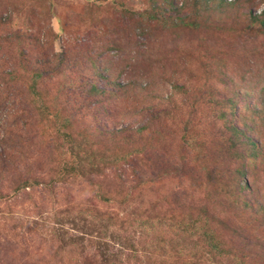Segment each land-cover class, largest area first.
Returning a JSON list of instances; mask_svg holds the SVG:
<instances>
[{
	"label": "rangeland",
	"instance_id": "374dc122",
	"mask_svg": "<svg viewBox=\"0 0 264 264\" xmlns=\"http://www.w3.org/2000/svg\"><path fill=\"white\" fill-rule=\"evenodd\" d=\"M241 3L0 0V264H264L237 201L264 203V0Z\"/></svg>",
	"mask_w": 264,
	"mask_h": 264
},
{
	"label": "trees",
	"instance_id": "16d2710c",
	"mask_svg": "<svg viewBox=\"0 0 264 264\" xmlns=\"http://www.w3.org/2000/svg\"><path fill=\"white\" fill-rule=\"evenodd\" d=\"M205 5L209 2L212 1V7L213 9H220V12H225L226 14H230L231 11H233L235 8L237 7H243L241 0H201ZM198 2L200 4V1H195V3ZM253 4V3H251ZM244 6H247L244 4ZM262 13V12H261ZM264 15V14H263ZM252 18V17H251ZM256 19V18H252V21ZM235 95V94H234ZM225 100H223L222 102H220L219 107L222 109V117H224L226 114H231L233 115V113L235 112L234 108V102L232 100H229L228 102H224ZM158 114V113H157ZM234 135H236V131L233 130L232 132ZM230 148H232L233 150L230 151V154L234 157L233 160L239 164L241 163H247L249 157L254 158L255 161L256 159H259L260 156L263 154L262 150H256L259 147H256L255 144L253 142L249 143V149H248V157L246 158V156L243 153L237 152L235 150V148L233 146H230ZM245 159L244 162H239L241 160ZM213 197H218V193H215L213 195ZM241 194H238L237 197V201L238 203L241 205L240 207L246 209L247 211H249L251 214H254L255 212H261L264 210V203H257L256 201H258L255 196L252 197H245Z\"/></svg>",
	"mask_w": 264,
	"mask_h": 264
}]
</instances>
